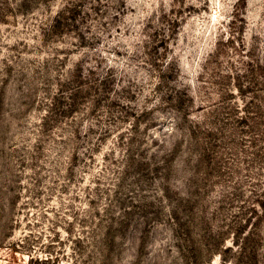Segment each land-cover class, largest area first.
I'll return each instance as SVG.
<instances>
[{"label":"rangeland","instance_id":"1","mask_svg":"<svg viewBox=\"0 0 264 264\" xmlns=\"http://www.w3.org/2000/svg\"><path fill=\"white\" fill-rule=\"evenodd\" d=\"M0 264H264V0H0Z\"/></svg>","mask_w":264,"mask_h":264}]
</instances>
